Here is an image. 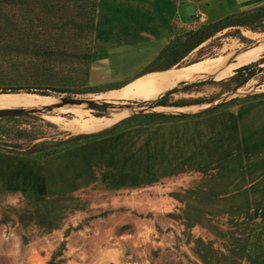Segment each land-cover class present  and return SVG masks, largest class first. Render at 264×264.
I'll use <instances>...</instances> for the list:
<instances>
[{
  "label": "rangeland",
  "instance_id": "rangeland-1",
  "mask_svg": "<svg viewBox=\"0 0 264 264\" xmlns=\"http://www.w3.org/2000/svg\"><path fill=\"white\" fill-rule=\"evenodd\" d=\"M260 47L264 0H0V94L53 99L0 116V233L19 238L18 264H264V52L238 64ZM222 56L228 70L161 109L106 96ZM16 193L24 207L4 206Z\"/></svg>",
  "mask_w": 264,
  "mask_h": 264
},
{
  "label": "bare ground",
  "instance_id": "bare-ground-1",
  "mask_svg": "<svg viewBox=\"0 0 264 264\" xmlns=\"http://www.w3.org/2000/svg\"><path fill=\"white\" fill-rule=\"evenodd\" d=\"M263 52H264V47H260L256 50H253L252 52L247 53L244 56H242L239 59L238 64L242 67L252 62H255ZM232 58L233 57L231 56H222L212 61H204L197 65L187 66V67L178 68V69H172L159 76L144 80L132 86H127V87H124L120 90L113 91V92L111 91V93L107 94L106 96L112 97V98H122L126 100H136V101L139 100V101H146V102L156 101L159 98L161 99V97L165 95L167 92H169L170 90L175 89L181 83L194 82V81L197 82V80L199 81L200 78L204 77L205 75L211 72L216 73V72H220V71L222 72L224 70H228V68H230L233 65ZM217 75L216 77H219ZM42 96H36V95L24 94V93L0 94V109L17 108V107H28V108L29 107L31 108L39 107L41 108L43 106H49L53 104L52 97L50 98V97H42ZM57 102H59V99ZM81 106L82 105H69L65 107L67 108L68 111H76V110L81 109ZM59 107H62V106L59 105ZM159 108L161 107H158V109ZM21 109H25V108H21ZM128 109H132V108H128ZM86 113L87 112L84 111L83 113H80L77 115L83 116ZM123 117L124 115H116L115 119L114 118L113 119H109V118L90 119L87 130L91 132V131H97V130L107 128L108 126L117 122ZM84 124H86V121L84 122Z\"/></svg>",
  "mask_w": 264,
  "mask_h": 264
},
{
  "label": "clouds",
  "instance_id": "clouds-1",
  "mask_svg": "<svg viewBox=\"0 0 264 264\" xmlns=\"http://www.w3.org/2000/svg\"><path fill=\"white\" fill-rule=\"evenodd\" d=\"M24 196L22 193L8 194L4 200V206L11 208L24 207ZM24 250L31 255V244L25 245ZM0 253L10 262V264H18V258L21 255V244L15 233L2 232L0 233Z\"/></svg>",
  "mask_w": 264,
  "mask_h": 264
},
{
  "label": "water",
  "instance_id": "water-1",
  "mask_svg": "<svg viewBox=\"0 0 264 264\" xmlns=\"http://www.w3.org/2000/svg\"><path fill=\"white\" fill-rule=\"evenodd\" d=\"M174 90H170L166 95L172 94V92ZM165 96H163V97H165ZM153 102H155V101H153ZM153 102H151V103H153ZM85 103L86 104H89L92 107L100 108V109H112V108H114V105L111 104V103H108V102H100V101H97V100H94V99H77V98L76 99L75 98H62V99H59V105L60 106L81 105V104H85ZM216 103H217V101H215V104L212 105V108H214L215 106L219 105V104H216ZM209 104H211V103H208L207 105H209ZM158 107H160V106H156L154 104H150L149 107L148 106H145L143 109L149 111L152 108H158ZM27 112H28V110L21 109V108L4 109V110H0V116H2V117H14V116L23 115V114H25Z\"/></svg>",
  "mask_w": 264,
  "mask_h": 264
},
{
  "label": "trees",
  "instance_id": "trees-1",
  "mask_svg": "<svg viewBox=\"0 0 264 264\" xmlns=\"http://www.w3.org/2000/svg\"><path fill=\"white\" fill-rule=\"evenodd\" d=\"M246 70H250V68H248V67H243V68H240V69H238L237 71H236V76H243V73L244 72H246ZM235 76V77H236ZM254 76V74L252 73L251 74V78ZM29 81H33L34 82V80H29ZM248 81V79H244V81H243V83L242 84H240L241 86H238L237 88H239V87H242L246 82ZM35 82H36V80H35ZM182 84H184V83H182ZM49 88H47V87H45V88H40L39 90H41V91H45V90H48ZM21 90H25V91H27V92H31L32 90L30 89V87H25V85H18V86H16L15 88H10V89H7V90H3L2 92L3 93H16V92H19V91H21ZM41 94L42 95H48L47 94V92H41ZM151 104H154V105H156V106H160V107H165V106H167L164 102H163V100L162 101H158V102H153V103H151ZM197 104H199V103H197ZM191 105H193V104H191ZM191 105H189V106H191Z\"/></svg>",
  "mask_w": 264,
  "mask_h": 264
},
{
  "label": "crops",
  "instance_id": "crops-1",
  "mask_svg": "<svg viewBox=\"0 0 264 264\" xmlns=\"http://www.w3.org/2000/svg\"><path fill=\"white\" fill-rule=\"evenodd\" d=\"M203 13V12H202ZM203 14H205V13H203ZM205 16L207 17V15L205 14ZM171 69V68H170ZM167 70H169V69H167ZM162 71H165V72H167L166 70H161V71H151V72H148V73H146V74H144V75H142V76H139V77H136V78H134L133 80H130L129 82H127L124 86H122V87H125V86H127V85H130L132 82H136V81H138V80H140L141 78H143V77H145V76H147V75H149V74H151L150 76H147V77H145V78H143L142 80H140L138 83H140V82H142V81H144V80H147V79H151V78H154V77H156V76H159V75H161V74H163V73H165V72H162ZM153 73V74H152ZM121 87V88H122ZM114 90V89H113ZM155 109H158V108H155ZM159 109H161V108H159Z\"/></svg>",
  "mask_w": 264,
  "mask_h": 264
},
{
  "label": "built area",
  "instance_id": "built-area-1",
  "mask_svg": "<svg viewBox=\"0 0 264 264\" xmlns=\"http://www.w3.org/2000/svg\"><path fill=\"white\" fill-rule=\"evenodd\" d=\"M205 16L204 15H200L199 16V22H201V23H205Z\"/></svg>",
  "mask_w": 264,
  "mask_h": 264
}]
</instances>
